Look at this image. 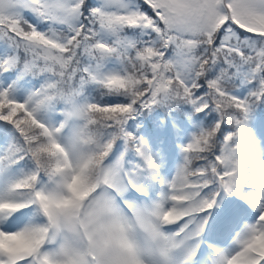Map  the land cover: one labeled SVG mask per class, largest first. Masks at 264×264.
Wrapping results in <instances>:
<instances>
[{"label": "snow or ice", "instance_id": "obj_1", "mask_svg": "<svg viewBox=\"0 0 264 264\" xmlns=\"http://www.w3.org/2000/svg\"><path fill=\"white\" fill-rule=\"evenodd\" d=\"M0 264H264V0H0Z\"/></svg>", "mask_w": 264, "mask_h": 264}]
</instances>
